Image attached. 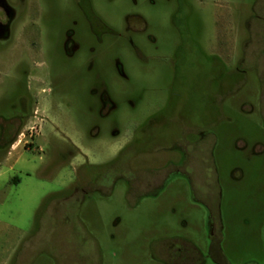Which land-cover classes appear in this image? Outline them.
<instances>
[{
    "label": "rangeland",
    "instance_id": "1",
    "mask_svg": "<svg viewBox=\"0 0 264 264\" xmlns=\"http://www.w3.org/2000/svg\"><path fill=\"white\" fill-rule=\"evenodd\" d=\"M8 2L0 264H264V0Z\"/></svg>",
    "mask_w": 264,
    "mask_h": 264
},
{
    "label": "flooded vegetation",
    "instance_id": "2",
    "mask_svg": "<svg viewBox=\"0 0 264 264\" xmlns=\"http://www.w3.org/2000/svg\"><path fill=\"white\" fill-rule=\"evenodd\" d=\"M9 0H0V41L11 43L14 40L15 34L13 31L19 24H21L23 13H17L11 4L8 2ZM184 5V3H182ZM186 8L183 6L178 12L180 15L185 14ZM24 17V16H23ZM174 27H176L182 39L185 38V31L178 27L175 23H172ZM37 99L35 95L30 94L28 97L22 99V108L21 113L15 116L12 120L7 121V125L3 128L2 134L0 136V141L12 147L13 139L17 138L20 134V131L26 125L28 121H32V119H38V104L36 103ZM28 103L32 106L28 108ZM214 229L212 228V246L205 250L210 251L209 255L214 256L215 251H221V249L216 248L214 243H216L217 237L214 234ZM166 251L165 254L168 256H173L174 258H178L179 260H197L202 256L201 250L194 246H186L185 244L181 245H172L170 247H166L164 249Z\"/></svg>",
    "mask_w": 264,
    "mask_h": 264
},
{
    "label": "crops",
    "instance_id": "3",
    "mask_svg": "<svg viewBox=\"0 0 264 264\" xmlns=\"http://www.w3.org/2000/svg\"><path fill=\"white\" fill-rule=\"evenodd\" d=\"M45 112H46V109L45 108H42V110H41L40 109V104H39V106H38V119H37V121L35 123H32L31 124L32 125L31 127H29V131H30V135L29 136H30L31 142L30 141H27L26 144H33L32 143L33 142L32 140L37 139V138L40 137V131L42 129L40 127V122L43 120V114ZM72 145L74 146V148L76 149L77 152H79V153L82 154L81 150L79 149V147L77 145H75L74 143ZM18 146H19V143L16 146H14L11 149V151L8 152V154L6 155L5 159L2 162H0V168H1V170H0V176H3V174L5 173L4 170H3V166H2L3 163H10L12 160H14V164H11L10 167H9V169L11 170V169L14 168V166L16 164L22 162L21 156L18 155V152H19ZM75 181H76V179H75ZM75 181L72 184L73 187L76 186L75 185L76 184ZM13 182L14 183H19L20 181H19V179L15 178V180ZM74 198H76V196L75 195H72V196H69L67 198L65 197L63 201H69L71 199L73 200ZM5 263H3V264H5Z\"/></svg>",
    "mask_w": 264,
    "mask_h": 264
}]
</instances>
